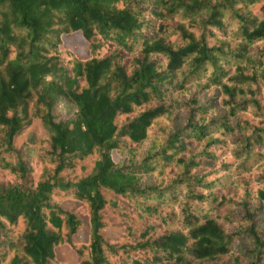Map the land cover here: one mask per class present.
Instances as JSON below:
<instances>
[{"label": "trees", "instance_id": "1", "mask_svg": "<svg viewBox=\"0 0 264 264\" xmlns=\"http://www.w3.org/2000/svg\"><path fill=\"white\" fill-rule=\"evenodd\" d=\"M260 216L264 0H0V264H264Z\"/></svg>", "mask_w": 264, "mask_h": 264}, {"label": "rangeland", "instance_id": "2", "mask_svg": "<svg viewBox=\"0 0 264 264\" xmlns=\"http://www.w3.org/2000/svg\"><path fill=\"white\" fill-rule=\"evenodd\" d=\"M68 47H71L72 49H74L76 52H83L85 53L86 49H87V42H85L82 37L80 35H75L73 37H71L68 41L67 44H65ZM69 111V108L67 107V105H61L58 109H57V115L59 116H64L65 114H67ZM63 207L65 208H73L74 204L73 203H65L63 204ZM257 219L260 220V228H264V216H260ZM87 233V229L86 226H84V228L82 229V231L79 234V238H84L86 236ZM248 245V242L245 241H241L238 243L239 247H246ZM58 256L64 260L73 261V256L70 252L69 248H59L58 251Z\"/></svg>", "mask_w": 264, "mask_h": 264}]
</instances>
